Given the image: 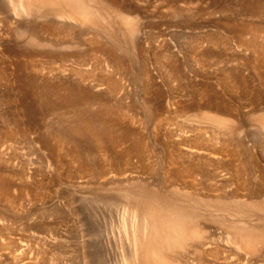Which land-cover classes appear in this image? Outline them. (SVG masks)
Instances as JSON below:
<instances>
[{
	"label": "rangeland",
	"instance_id": "rangeland-1",
	"mask_svg": "<svg viewBox=\"0 0 264 264\" xmlns=\"http://www.w3.org/2000/svg\"><path fill=\"white\" fill-rule=\"evenodd\" d=\"M76 1L0 0V264H264V0Z\"/></svg>",
	"mask_w": 264,
	"mask_h": 264
},
{
	"label": "bare ground",
	"instance_id": "bare-ground-1",
	"mask_svg": "<svg viewBox=\"0 0 264 264\" xmlns=\"http://www.w3.org/2000/svg\"><path fill=\"white\" fill-rule=\"evenodd\" d=\"M43 3L44 4H46V5H50L51 7V11H53V12H55V14H57V15H63V16H67L68 18H70L71 20H73V21H75V22H79V21H81V20H84V21H86V23L89 25L90 24V26H92V27H95V24H94V22L91 20V19H89V18H86V19H82V15L81 14H79V7L81 8V3L79 4L76 0H43ZM47 10V9H46ZM48 10H50V9H48ZM82 22V21H81ZM83 23V22H82ZM213 146V145H212ZM172 221V220H171ZM177 221H178V219H177ZM176 222V221H175ZM187 224H188V221H187ZM185 225H186V223H185ZM169 226V225H168ZM171 226H172V224L168 227V228H166V229H169L170 231L171 230H177L178 231V229H170L171 228ZM103 228V227H102ZM181 228V227H180ZM182 228H183V224H182ZM168 230V231H169ZM180 230V229H179ZM146 231V230H145ZM166 231V230H165ZM183 231H184V229H183ZM179 232V234H178V236L176 237H174V239H172V240H161V244L162 245H165V246H168L167 248H171L172 246L174 247V245L175 246H177V243L179 244V245H181V244H184V243H182V242H187L188 240H186V241H184V235L185 234H182L181 232L182 231H178ZM158 234V233H157ZM186 235L188 236V228L186 229ZM152 236V235H151ZM158 237V236H157ZM159 239V238H158ZM131 240V239H130ZM180 242H181V244H180ZM106 243V242H105ZM188 244V243H187ZM141 245V244H140ZM178 245V246H179ZM195 245H197V244H195ZM208 245V244H207ZM213 245V244H212ZM131 250H129L128 252L129 253H126V254H128V256H127V259H130V262H133V264L135 263V264H145V263H149V261L152 263V264H168L167 263V261L165 260V257H163V256H161V253H160V256H159V253H158V255L156 254H152L151 253V255L148 253V252H142V253H140V257H139V260H138V263L137 262H135L136 261V259H137V252H138V250H139V247H137V245H136V242L135 241H133V243H131ZM181 246H183V245H181ZM130 247V246H129ZM173 247H172V249H173ZM184 247V246H183ZM141 248V247H140ZM169 248V249H170ZM177 248V247H176ZM128 249V248H127ZM130 249V248H129ZM196 249H198V245L197 246H195L194 247V252H193V254L195 253V256L197 257L196 258V260H197V264H209L206 260H205V258H204V256H211L213 259H214V261H215V259L217 260V261H220V263H222V264H229L228 263V260H230L228 257H224V258H219L218 257V253H217V251L218 250H216V247H215V249L213 248L212 250L213 251H211V252H207V250H204V249H202L203 251L202 252H198ZM196 251V252H195ZM213 252V253H212ZM169 253V252H168ZM176 253V252H175ZM241 253H242V251H241ZM17 255V254H16ZM175 256V255H174ZM222 256V255H221ZM187 257H188V255H187ZM228 258V259H227ZM221 259V260H220ZM239 260V259H238ZM125 261V260H124ZM98 262V261H97ZM164 262V263H163ZM184 263L183 264H187V262L186 261H183ZM216 262V261H215ZM230 262V261H229ZM234 262V261H233ZM233 262H231L232 264H234ZM235 262H237V259H236V261ZM129 263V262H128ZM239 263L240 264H244V262H241V261H239ZM245 263H247V262H245ZM235 264H237V263H235Z\"/></svg>",
	"mask_w": 264,
	"mask_h": 264
}]
</instances>
